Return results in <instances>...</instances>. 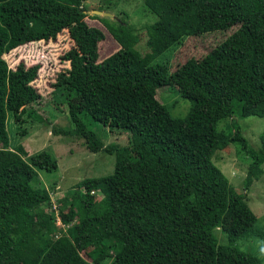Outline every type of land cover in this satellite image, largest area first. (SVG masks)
I'll return each mask as SVG.
<instances>
[{"label": "trees", "instance_id": "obj_1", "mask_svg": "<svg viewBox=\"0 0 264 264\" xmlns=\"http://www.w3.org/2000/svg\"><path fill=\"white\" fill-rule=\"evenodd\" d=\"M86 1L0 0V264H262L234 245L257 216L212 158L231 145L243 151L246 188L264 173V132L254 149L234 122L217 127L234 116L264 117V0H143L156 17L146 26L145 52L121 20L109 27L119 49L103 59L105 33L86 22ZM231 28L174 71L156 62L186 36ZM64 29L74 46L52 93L56 106L67 105L72 129L60 131L81 138L87 151L113 154L115 164L110 174L75 184L73 193H83L57 207L58 226L38 173L55 170L56 160L10 145L8 114L17 122L20 110L41 116L36 90L4 54ZM165 86L190 102L185 117L157 99ZM90 120L127 131V144H105Z\"/></svg>", "mask_w": 264, "mask_h": 264}, {"label": "rangeland", "instance_id": "obj_2", "mask_svg": "<svg viewBox=\"0 0 264 264\" xmlns=\"http://www.w3.org/2000/svg\"><path fill=\"white\" fill-rule=\"evenodd\" d=\"M85 5L86 22L90 26L100 28L105 33V38L99 43L100 59L119 49V44L109 32V27H118L121 20L132 26L134 33L139 36L136 48L145 52L146 26L153 23L156 17L143 9V0H87ZM233 30L234 28H231L200 36H186L180 43L162 53L156 62L165 63L171 71H174L191 57L201 58ZM73 46L74 43L69 37L68 30L64 29L54 39L27 42L4 54L9 67L14 71H19L36 90L39 100L33 108L41 116L40 120L32 119L26 116V112L23 113V110H20L19 116L24 121L17 122L14 115L8 114L7 129L10 145L12 147L21 145L28 155L44 150L56 160L55 170H38V173L41 179L40 186L47 188L50 193L58 226L62 224L57 216V207L64 205L65 201L72 200L73 196L78 197L83 193L82 190H75L73 193L75 184L84 178L110 174L115 164L113 154L103 151H87L81 138L60 131V129L70 131L72 124L69 120L67 105L60 100L62 104L56 106L52 91L58 73L70 66L69 62L63 59V55ZM156 97L173 117L183 118L187 115L190 102L182 98L176 88L160 87L157 89ZM225 122H234L238 125L250 147L254 149L262 147L264 117L234 116L232 119L220 121L217 125L218 129L223 128ZM89 126L105 144L110 142L119 145L127 144V131L111 129L92 120L89 121ZM212 159L224 173L230 185L247 201L257 216L252 230L236 240L234 245L241 250L254 253L264 264V173L246 188L244 182L248 169V158L234 145L216 151ZM262 167L264 169V164ZM96 193L98 194L99 191ZM175 203L176 199L171 201L170 205L173 206ZM66 210L65 207L64 211ZM214 234L219 242L228 243L222 231H214ZM82 255L89 260L85 252H82Z\"/></svg>", "mask_w": 264, "mask_h": 264}, {"label": "water", "instance_id": "obj_3", "mask_svg": "<svg viewBox=\"0 0 264 264\" xmlns=\"http://www.w3.org/2000/svg\"><path fill=\"white\" fill-rule=\"evenodd\" d=\"M96 13H100L99 11H95Z\"/></svg>", "mask_w": 264, "mask_h": 264}]
</instances>
